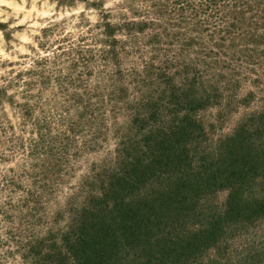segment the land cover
I'll list each match as a JSON object with an SVG mask.
<instances>
[{"label": "clouds", "instance_id": "9594fccd", "mask_svg": "<svg viewBox=\"0 0 264 264\" xmlns=\"http://www.w3.org/2000/svg\"><path fill=\"white\" fill-rule=\"evenodd\" d=\"M0 264H264V0H0Z\"/></svg>", "mask_w": 264, "mask_h": 264}]
</instances>
